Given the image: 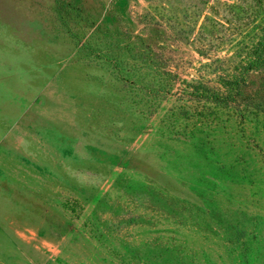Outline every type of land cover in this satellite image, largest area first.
Returning <instances> with one entry per match:
<instances>
[{"label": "rangeland", "instance_id": "obj_1", "mask_svg": "<svg viewBox=\"0 0 264 264\" xmlns=\"http://www.w3.org/2000/svg\"><path fill=\"white\" fill-rule=\"evenodd\" d=\"M0 264H264V0H0Z\"/></svg>", "mask_w": 264, "mask_h": 264}]
</instances>
